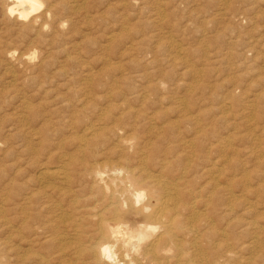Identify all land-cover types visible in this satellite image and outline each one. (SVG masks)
Segmentation results:
<instances>
[{
  "label": "bare ground",
  "instance_id": "6f19581e",
  "mask_svg": "<svg viewBox=\"0 0 264 264\" xmlns=\"http://www.w3.org/2000/svg\"><path fill=\"white\" fill-rule=\"evenodd\" d=\"M94 1L9 0L0 6V22H18L23 36L36 31L31 47L37 45L34 40L40 31L53 26L56 33L75 23L73 16L77 14L89 18L91 26L87 27L105 31V43H112L118 32L134 34L128 13L117 15L119 7L113 2L118 0ZM122 1L120 11L139 0ZM96 3L102 5L103 15L95 12ZM141 29L137 31L141 33ZM5 42L0 43V63H8L16 52V47L9 48ZM105 43L91 47L88 55L110 61L114 48ZM123 47L119 56L131 61L128 71H120L119 65L120 73L116 67L113 70L118 75H113L108 63L102 66L106 79L103 73L92 74L83 68L84 75L77 78L66 73L43 76L35 83L33 98L39 99L37 104L30 97L33 90L30 99L21 97L19 106L13 105L18 111L9 120L28 137L19 138L24 146L19 155L15 153L17 157H0V264H264L263 182L258 187L245 184L241 162L227 156L231 141L219 138L210 126L198 125L194 131L193 104L166 90L170 84L175 89L180 87L172 82L175 67L184 65L183 73H193L188 63L177 62L170 54L171 47L168 54L174 58L168 60L167 69H162L142 44L129 42ZM71 52L66 53L74 56ZM35 55L33 52L28 58ZM68 59L73 57L68 55ZM39 63L38 67L45 66L43 60ZM14 81L11 79L8 86ZM136 81L142 82L139 87L134 85ZM14 94L10 96L15 100ZM6 140L0 142L8 144Z\"/></svg>",
  "mask_w": 264,
  "mask_h": 264
},
{
  "label": "rangeland",
  "instance_id": "374dc122",
  "mask_svg": "<svg viewBox=\"0 0 264 264\" xmlns=\"http://www.w3.org/2000/svg\"><path fill=\"white\" fill-rule=\"evenodd\" d=\"M8 1L9 0H5L2 3L0 2V6L5 5V3ZM65 1H67V0H65ZM118 1H117V3L113 2L115 4V7H119L116 9V10H119L117 15H120L124 12H125V14L128 13V16H130L127 18L128 23H129V28L134 29L136 31L134 32V34L132 31H131V33L126 32L127 34L125 33V31H122L123 33L118 32V33H116L115 38L113 39L112 43L111 42L110 43L109 42H106V43L103 42V41H106V39L103 40V37L105 38V34H104L105 31L101 28V30L97 32L96 29L89 27V26H91V25H89V23H87V22H89V18L85 19V18H87V16H85L84 14H83L84 16L82 14H80V15L77 14L76 15L77 17L74 15L73 18L75 20L74 19L73 20L75 21V23L72 21L73 24H71V25L66 24L62 30H58V32H56V33L54 32V31H56V29L53 28V26H50V28L48 30L40 31L38 35L42 36L43 38L38 36V38H36V40H34V41L35 42L38 41L39 43L37 42V45H36V43H34V46H32V47L29 46V43L31 42V40L34 39L35 33H37L36 31L35 32H34V30L32 31L34 34H32L31 31L25 32V34H24L25 37L27 34V37L25 38L22 35L23 33L20 32V27H19L20 25L18 22H17L18 23L17 24L16 22L7 20L6 25H5L6 22H3L4 25L2 24V22H0V31H3L2 33L0 32V35L3 34L4 30H5V33L3 34V37H1V38H4V39L6 38V40H4V39L2 40L0 38L1 39L0 43L3 44L4 41H7L8 42L7 45L10 44L9 48L14 47L13 49H15V47H16L15 56H14V58H12V60H9L10 63L9 62L7 63L5 61L7 63V64H5V62L3 60H1L3 63L2 62L0 63V68H1L0 70L2 71V73H5L4 75L8 76V77L4 76L0 71V75L1 74L3 75V77H2V75L0 76V80H1L0 86L6 85L5 88L3 86L0 87V93H1L0 94V122L2 121L1 122L2 124L0 123V140L5 141V138L8 139V140H6V142H8V144H5V143L3 144L0 142V151H2V149H4V148L6 149V150L4 149L5 151L3 150L2 152H0V157H2L4 155H6L7 157H10V158H14L15 156L17 157V155H19V152L21 151V149L24 146V145L22 146L23 141H21V140L25 139L24 136L25 137H28V136L21 133L22 132L21 128L17 129L18 124H16V122L14 120L10 121L9 119L13 118L15 116V113H17L18 108L16 106H19L21 97L25 96L28 99H30V97H31L33 104H37L39 102L38 98H33L34 95H36V91L34 90V88L36 85L35 83L38 79H40L43 76H45L46 78L52 77L53 75L59 76V74H62V73H66L67 75H70L74 78H77V77L82 76V74L84 75V70H87L89 73H92V74H96L97 72L103 73V69H104L103 65L106 66V64H108V63H110L109 65L111 67V68H109V72L112 69V71L114 73L113 69L117 67V69H115V70L120 73L121 70H124V69L126 70L129 66L131 67V61H129V59H127L126 57L119 56V50L120 51L122 50L121 47H123L124 44L126 46V44H128L129 42H133V43L138 44V45L142 44L143 48L149 52L148 55L150 58H151V56H155V59L158 60L157 65H159L160 68H162V69L163 68L167 69V67H168L167 65H169V64H167V62L169 59L174 58L173 55H175L177 57V62H183L184 61L185 63L186 62L188 63V65L190 67L189 69H190V71H193V73L192 74L183 73L182 71H183L184 65H180L177 68L175 67L174 71L171 70V71H173L172 82H175V84H178L180 87L177 86V89H175V85L170 84V85H168L166 90L174 91V93L177 97L178 96L179 97L181 96V98L184 97L183 99H186L188 102H191L193 104V124H195V126H193L194 131L196 130V127L198 125L210 126L214 130V134L218 135L219 138H223V137L226 138L227 137L228 140L231 141L230 142L231 147H228L227 156L232 157L234 159H237L241 162V167H242L241 172L244 171L243 172L244 174L246 172V176H245V180H244L245 184H250L252 186H256L258 183L261 184L263 182L262 185H264V91H263L264 90V0H221V1L220 0H165V1L164 0H144V1L139 0L136 3L133 2V3H131V5L126 6L124 8V10H122V11H120L121 10L120 6H121V3H123V1L122 0H120L119 2ZM151 1H153V2L151 3ZM160 1H162V2L164 1V2L162 3ZM97 2H99V0H97ZM142 3H144V4H142ZM95 5L97 8V9H95V12H97V15H103L102 11H104V9L100 8L102 5L99 6L98 3H96ZM212 6L215 8L217 7L218 10H217V8L215 9ZM208 8H210V9H208ZM99 10H101V11H99ZM147 10H149V11H147ZM162 14L164 15L163 18L161 17ZM134 15H135V17H134ZM143 15H145V16H143ZM81 16H83V17H81ZM189 16L192 18H189ZM78 17H79V19H78ZM133 17H134V19H133ZM147 17H148V19H147ZM80 18H81V20H80ZM131 18L133 19V21ZM144 18H146V19H144ZM158 18H161V21H159ZM155 19H157V21ZM52 20L53 19H51V20L49 19V22H51ZM79 21H81L80 22L81 24L79 23ZM108 21L110 22L111 19H109ZM165 21H167L168 23ZM152 22H156V23L151 24ZM83 23L84 24L86 23V24L84 25ZM8 24H13V25H8ZM74 24H76V25H74ZM87 24L89 25L88 27H87ZM146 24L148 25V28H146L147 27ZM1 26L3 27L2 30H1V28H2ZM5 26H7V28ZM78 26H80V27H78ZM11 27H13V29ZM15 27H16V30L14 29ZM17 27L19 30L17 29ZM71 27H73V28H71ZM85 27H87L86 28L87 30L85 29ZM149 27H150V29H149ZM82 28L84 29L85 32L82 30ZM138 28L139 29L142 28L141 33H139L140 30L137 31ZM7 29L11 30V31H9L10 33L9 32L7 33V31H8ZM50 29L52 30L51 32L55 33V36L53 33H52V35L50 34ZM73 29L74 30L78 29L77 32L78 33L80 32L81 34L79 33V35H78L77 32L75 33ZM90 29H91V31H90ZM147 29L149 30V32ZM70 30L73 33L71 32V34H70ZM66 33L69 36L65 35ZM145 33H146L147 37L145 36ZM10 34H12V35H10ZM83 34L85 35V37ZM91 34L95 35V37L97 39ZM156 34H157V36H156ZM178 34L181 35V37H179ZM5 35L6 36L9 35L7 37H10V36L11 37L7 38V37H5ZM19 35H21V36H19ZM80 35H82V36L80 37ZM89 35H91L92 37ZM52 36L54 37V39ZM56 36H57V38H55ZM152 36H153V39H152ZM19 37L21 40L23 38V40L21 41L20 39H18ZM48 37H49V39H48ZM72 37H73V39H71ZM128 37H129V40L132 39L133 41L132 40L129 41ZM39 38H40V40H37ZM69 38H70V41H72V42H73V40L77 41V42H73L77 46L75 44H73L72 42L68 41ZM79 38H80V41H79ZM15 39H18L19 42H21V43H19L18 40H15ZM24 39H28V40H24ZM98 39L101 42H99ZM13 40H15V41L13 42ZM42 40H43V42H42ZM63 40H64V42H63ZM119 40H121V42ZM126 41H128V42H126ZM7 42H5V43H7ZM9 42H11V43H9ZM46 42H47V45H49V46L45 45ZM25 43H27L28 45ZM70 43L73 44L74 47H73V45L71 46ZM86 43H88V44L86 45ZM94 43H96V44H94ZM100 43L101 44H104V43L109 44L112 48H114L113 49L114 51L111 52L113 54H111L112 59L110 58V61H106L103 58L96 56V55H94L95 58L91 57L90 54L88 55V50H90V49L92 50V48H96V45H98ZM120 43H121V45H119ZM152 43H154L155 45L153 46ZM186 43H187V45H186ZM230 43H231V45H230ZM91 44H92V46H91ZM111 44H113L114 46ZM147 44H148V46H147ZM150 44H152V45H150ZM183 44H185L186 46L185 45L183 46ZM50 45H51V47H50ZM68 45H70V46H68ZM172 45H175V46L173 47ZM176 45H178V46H176ZM37 46H39L40 48L39 47L37 48ZM52 46H53V49H52ZM58 46H60L62 49L61 48L58 49ZM64 46H66V47H64ZM115 46L119 47L120 49H117V47H115ZM67 47L69 48V50H71V51L73 50L75 53L68 51ZM155 47L158 48L157 51L154 50V49H156ZM171 47L173 49L176 47L175 48L176 50L174 49L175 53L173 52L174 50ZM179 47L182 50H180ZM23 48H25V49H23ZM164 48H166V49H164ZM17 49H19V52ZM170 49H172V50H170ZM177 49H179V50H177ZM24 50H26V51H24ZM43 50H45V51H43ZM77 50H79V51H77ZM169 50L171 51V53ZM65 51L73 53L74 56L72 54H67ZM95 51H96V49H95ZM27 52H28V55H27ZM33 52H36L35 58H32V59L28 58ZM150 52H152V53H150ZM19 53H20V55H19ZM117 53H118V55H117ZM168 53L173 54V55H170ZM55 54H56V56H55ZM62 54H64V55H62ZM68 55L73 57V60H69ZM105 55H106V53H105ZM114 55L117 57H115ZM133 55L135 56V52L133 53ZM136 55H137V53H136ZM167 55H169V56L166 57ZM41 56L45 57V59H43ZM49 56H50V58H48ZM59 56H61V57H59ZM57 57L63 62L60 63V61ZM86 57H87V60H86ZM40 58L43 60V62H45V66L43 68L38 67V65L40 64L39 62L42 61ZM121 58H123V59L126 58L125 59L126 61L125 60L121 61V60H123ZM179 59H180V61H179ZM101 60H103V61H101ZM165 60H166V62H165ZM52 61H53V63H52ZM74 61H77L78 64H77V62H74ZM85 61H86L87 65L85 64ZM89 61L90 62L92 61V63L90 64ZM64 62H67L68 66ZM98 62H102V63L100 64ZM136 62H140L139 63L140 67H144L142 60L137 59ZM103 63H105V64H103ZM82 64L83 65L85 64V65L83 66ZM95 64H96V67H95ZM179 64L180 63H178V65ZM190 64H192V65H190ZM1 65H2V67H1ZM9 65H10V67H9ZM11 65H13V66L15 65V66L13 67ZM62 65L64 68L62 67ZM53 66H54V69H53ZM58 66H61L62 68L58 67ZM118 66L120 67V71H118V69H119ZM121 67H122V69H121ZM2 68H3V70H2ZM44 68H45V70H43ZM60 68L62 69V72H61ZM129 68L126 71H128ZM11 69L13 72H11ZM67 69H68V72H66ZM63 70H65V71H63ZM19 71H21V72H19ZM18 72H19V74H18ZM76 72H77V75L73 76L76 74ZM54 73H57V74H54ZM116 74L118 75V73H116V72L113 75H116ZM9 75L12 78H10ZM11 75H13V76H11ZM19 76H20V78H19L20 81L17 78ZM22 76L24 78H22ZM104 76H106V74L104 75V73H103L102 77L106 79L107 76L106 77H104ZM11 79L15 80L14 84L12 86H8L9 81ZM179 79H180V81H179ZM192 81H193V83H192ZM137 82H139V83H137ZM142 82H143V80H142ZM142 82L136 81V82H134V85L136 87H139ZM184 84H185V86L183 87ZM17 85H20L21 88H17ZM13 86L16 88V90ZM182 88L185 90H183ZM186 88L191 89V90H187ZM19 90H21V91L23 90L22 92L26 91V92H24L25 95H23V93ZM17 91L20 93H17ZM30 91L31 92L33 91L34 93L33 92L31 93ZM7 92H8V94H7ZM26 93H28V94H26ZM29 93H31L32 95ZM13 94H14V97L15 96L18 97V95H19V97L18 98L15 97V100H14V98H12L13 96H10ZM50 94H53V92ZM28 96H30V97H28ZM12 99H13V101H12ZM50 99L52 100V98H50ZM50 99H47V100H50ZM15 101L18 103H16ZM7 102L8 103L11 102V104L9 103L10 104L9 105ZM246 103H247V106H246ZM16 104H18V105H16ZM13 105H16L15 106L16 108ZM8 107H9V109H8ZM11 107L13 110L11 109ZM2 110L4 112L5 111L6 112L4 113ZM2 113H3V116H1ZM13 113H14V115H13ZM4 114H7V115L5 116ZM10 115H12L13 117ZM1 118H2V120H1ZM6 119L12 123L14 122L15 125H14V123L13 124L9 123ZM196 120H197V122H196ZM5 125H8V126L5 127ZM13 125L16 127H14ZM11 129H13V130H11ZM4 131H7V132H4ZM19 131H21V132H19ZM194 133H193V137H195ZM12 144H13V146H12ZM258 150H260V151H258ZM2 153H3V155H2ZM243 166L245 169L243 168ZM256 187H258V186H256Z\"/></svg>",
  "mask_w": 264,
  "mask_h": 264
}]
</instances>
